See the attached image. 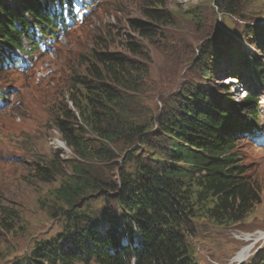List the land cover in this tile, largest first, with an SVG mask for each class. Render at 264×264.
<instances>
[{"label":"trees","instance_id":"16d2710c","mask_svg":"<svg viewBox=\"0 0 264 264\" xmlns=\"http://www.w3.org/2000/svg\"><path fill=\"white\" fill-rule=\"evenodd\" d=\"M146 1L165 5V0ZM64 2L70 4V0H0V74L17 63L19 54L30 56L67 30L65 12L56 7ZM225 4L219 2V9L240 18L230 2ZM163 13L148 7L146 18L166 25ZM131 27L147 40L157 33L155 25L142 20L133 21ZM99 44L106 45L100 40L79 58L83 73L76 72L65 99L54 108L55 129L75 155L51 213L54 219L62 214L63 231L36 241L12 264H200L193 242L199 229L237 227L264 199L262 184L246 175L238 153L222 157L230 147L236 148L233 130L243 135L259 124V96L248 91L246 98L235 102L228 87L217 86L226 99L218 102L217 96L191 83L175 103L142 123L130 117L140 106L136 97L149 73L141 65L143 55L148 58L143 44L128 41L125 52ZM237 59L252 67L264 86V62L254 58L249 64L240 55ZM216 61H210L207 53L202 56L205 78L214 77ZM233 109L247 114L251 122L239 119L238 129H233L235 117L229 113ZM259 127L252 137L263 143ZM118 141L129 151L116 179L106 182L97 166L117 161ZM144 150L153 154L145 158L140 154ZM61 154L58 151L57 160L47 168L38 165L35 175L41 181H53ZM97 193L107 202L97 196L100 199L82 211L85 201ZM99 202L103 204L93 207ZM19 219L16 210L1 205L2 228L15 231Z\"/></svg>","mask_w":264,"mask_h":264},{"label":"rangeland","instance_id":"374dc122","mask_svg":"<svg viewBox=\"0 0 264 264\" xmlns=\"http://www.w3.org/2000/svg\"><path fill=\"white\" fill-rule=\"evenodd\" d=\"M76 1L87 11L79 12L78 21L72 22L51 48L35 52L26 71L0 75V91L5 97L0 103V208L4 205L20 216L15 231L8 232L0 225V264H12L27 255L36 241L63 231L62 214L56 220L51 213L56 211V191L70 174L68 163L75 155L55 129L54 108L65 99L76 72L83 73L79 58L88 54L96 42L102 40L106 43L99 44L102 48L107 46L116 52H125L131 40L144 46L148 58L144 54L140 63L149 73L144 78L143 92L136 97L140 106L134 108L131 119L138 118L142 123L153 120L160 110L175 103L191 83L217 96L218 102L219 98L226 99L217 86L228 87L229 96L238 101L244 92H234L237 78L244 91L251 89L260 96L264 110V86L259 84L254 69L237 59L240 55L248 58L249 64L254 58L264 62V0H165L164 6H151L146 0ZM224 1L230 2L244 21L219 9V2L226 5ZM148 7L164 12L167 24L158 25L146 18ZM140 20L155 25L157 33H152L151 39L132 30L133 21ZM206 53L210 61L217 60L213 78L203 74L201 61ZM229 113L235 117V125L241 116L247 118L243 112ZM260 124L259 133L264 134V116ZM232 135L236 148L230 147L222 157L236 151L245 164L246 175L262 184L264 194V142L258 143L249 134ZM116 148V162L97 166L99 176L106 182L116 179L129 151L122 141ZM60 150L58 174L50 183L41 181L35 175L38 165L47 168ZM149 152L140 154L147 158L153 154ZM92 196L82 205V211L100 197L107 202L103 194ZM194 238L200 264H264V199L239 226L228 230L202 226ZM244 248L250 251L238 261L236 255Z\"/></svg>","mask_w":264,"mask_h":264},{"label":"bare ground","instance_id":"6f19581e","mask_svg":"<svg viewBox=\"0 0 264 264\" xmlns=\"http://www.w3.org/2000/svg\"><path fill=\"white\" fill-rule=\"evenodd\" d=\"M231 81V80H230ZM237 82V80H235ZM235 82V83H236ZM234 84V83H233ZM237 87H239V85H237ZM237 87L235 88L234 92L237 91ZM242 89V87L240 88ZM244 89V88H243ZM256 89V88H255ZM249 248H244L242 251H240L237 255L236 258L238 261L244 260L246 258V255L249 253Z\"/></svg>","mask_w":264,"mask_h":264}]
</instances>
